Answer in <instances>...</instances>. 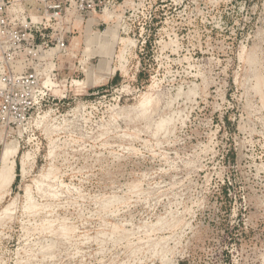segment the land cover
<instances>
[{
	"label": "rangeland",
	"instance_id": "obj_1",
	"mask_svg": "<svg viewBox=\"0 0 264 264\" xmlns=\"http://www.w3.org/2000/svg\"><path fill=\"white\" fill-rule=\"evenodd\" d=\"M7 150L0 264H264V0H0Z\"/></svg>",
	"mask_w": 264,
	"mask_h": 264
},
{
	"label": "bare ground",
	"instance_id": "obj_2",
	"mask_svg": "<svg viewBox=\"0 0 264 264\" xmlns=\"http://www.w3.org/2000/svg\"><path fill=\"white\" fill-rule=\"evenodd\" d=\"M15 145V144H14ZM17 147V145H16ZM18 148V147H17ZM12 149V147H11ZM11 151V150H9ZM9 151H3L4 153L2 154L1 157V164H0V185L3 186H8L12 183L13 179H14V168H15V161L9 158L10 156V152ZM13 152H15V149L13 150ZM12 152V153H13ZM16 153V152H15ZM14 155V154H13ZM12 155V156H13ZM11 156V157H12ZM26 156V155H25ZM13 158V157H12ZM24 159V158H23ZM26 159V158H25ZM28 160V159H27ZM26 160V161H27ZM25 163V162H24ZM26 164V163H25ZM23 165V164H22ZM23 169V168H22ZM24 173V171L22 172ZM2 188V187H1Z\"/></svg>",
	"mask_w": 264,
	"mask_h": 264
}]
</instances>
